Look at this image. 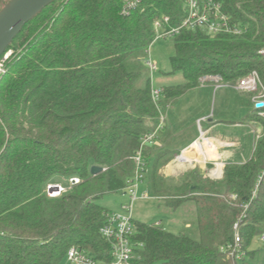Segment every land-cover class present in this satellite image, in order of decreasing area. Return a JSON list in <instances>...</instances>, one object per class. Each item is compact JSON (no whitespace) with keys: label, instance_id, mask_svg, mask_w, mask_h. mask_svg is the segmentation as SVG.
Masks as SVG:
<instances>
[{"label":"trees","instance_id":"trees-1","mask_svg":"<svg viewBox=\"0 0 264 264\" xmlns=\"http://www.w3.org/2000/svg\"><path fill=\"white\" fill-rule=\"evenodd\" d=\"M214 1L243 32L212 37L180 30L169 63L170 74H180L183 83L160 87L162 113L204 77L233 86L255 72L264 90V0ZM119 12V0H57L5 52L10 55L0 74V264H60L72 247L97 261L110 260L109 243L99 235L108 211L99 201L124 189L135 171L130 158L140 137L160 120L149 77L139 84V67H145L131 58L153 43L155 19L167 16L177 27L185 16L182 0H141L128 17ZM261 112L264 107L244 119L262 128L250 158L225 164L219 180L202 179L194 169L172 186L158 174L166 153L144 149L147 190L171 211L193 202L200 237L135 221L134 264H243L246 258L238 263L221 252L235 233L246 257L253 258L252 240L264 237ZM93 166L105 171L92 177ZM73 177L83 183L59 198L45 195L48 183Z\"/></svg>","mask_w":264,"mask_h":264},{"label":"built area","instance_id":"built-area-1","mask_svg":"<svg viewBox=\"0 0 264 264\" xmlns=\"http://www.w3.org/2000/svg\"><path fill=\"white\" fill-rule=\"evenodd\" d=\"M10 0H0V10ZM120 2V15L122 17H128L141 3V0H119ZM182 7L184 9V19L177 27H172L169 24V18L167 16H160L155 19L152 27L154 31V41L159 40H172L177 36L180 30H201L208 36L217 35H232L239 36L243 30L238 25L232 22L231 17L223 10L221 3L214 0H182ZM151 46V45H150ZM150 46L145 50L144 57L141 58L143 66L149 72V80L151 85V100L159 113V123L157 127L140 137V144L136 154L130 159L135 165V171L133 176L126 182V186L119 193H123L128 196V204L121 205L119 212H107L105 214L104 224L99 229V235L109 243L110 246V260L108 262L97 261L87 251L79 248L72 247L66 254L67 264H134L137 259L135 248L133 243V236L136 234L135 221L132 218V206L134 202L140 198L142 200L149 199L147 194L138 195L141 183H143L147 168L145 166L143 153L145 148H149L155 144L158 132L162 129L164 124V116L161 112L159 102L161 100L162 91L160 88H154L152 85V76L154 72L158 70L157 62L152 59L150 55ZM260 54L264 56V49L260 51ZM10 52L6 53L2 60H0V74L2 73V62L7 59ZM208 78L204 77L200 79L205 81ZM218 78V77H217ZM233 87L241 93H254L251 100L254 104L262 103L264 107V90L261 87L258 76L255 72H251L249 75L236 82ZM264 117V113H259ZM103 169L102 172H104ZM212 171V170H211ZM213 179L219 178L211 175ZM83 183V180L73 177L68 179L67 183L50 182L45 186V195L49 199L59 198L63 194L70 191L72 188ZM237 225L233 226V230L236 232ZM264 242V237H261ZM141 246V245H140ZM221 252L226 255L230 260H234L241 263L246 254L241 249V241L237 233L233 236V241L221 248Z\"/></svg>","mask_w":264,"mask_h":264},{"label":"rangeland","instance_id":"rangeland-1","mask_svg":"<svg viewBox=\"0 0 264 264\" xmlns=\"http://www.w3.org/2000/svg\"><path fill=\"white\" fill-rule=\"evenodd\" d=\"M150 55L153 60L157 62L158 70L154 72L152 76V85L154 88H160L163 86L178 85L183 83V79L180 74H170L171 66L169 58L173 55V42L170 39L154 41L150 48ZM144 52L132 56L131 59L141 62L140 58L144 57ZM136 62V61H135ZM136 64H139L136 62ZM141 76L139 84L145 79H148L149 72L146 68L139 67ZM222 85V82H220ZM177 102V103H175ZM171 105L165 108L163 113L164 120L166 121L167 131H174L177 124L183 126V135H190L192 133H198V129H204L206 121H196L198 115L204 114L208 111V117H214L215 119H221L222 121L233 123L231 121H237L248 106L247 93L239 94L233 88L222 86L220 89L211 87L210 84L202 91L191 90L183 96L179 101H175ZM164 125V124H163ZM220 130L229 134L236 132V130L230 129L226 124H220ZM186 132V133H185ZM185 135V136H186ZM236 135V134H235ZM177 144H172V146ZM213 168H206L204 170L205 176H210V171L213 176L221 174V167L217 170ZM214 169V170H213ZM159 174V173H158ZM221 176V175H220ZM212 178V177H211ZM217 179V178H215ZM61 182V181H60ZM65 183V182H62ZM147 177L141 183L138 195L147 194L149 199L142 200L138 198L132 206V218L136 222L160 225L165 231L183 232L193 239H199V233L197 232L196 218L190 214V208L193 202H185L176 211H171L165 208L163 200L155 198L151 195L146 188ZM169 184V183H168ZM128 196L123 193L109 194L104 196L99 205L109 212H119L121 205L128 204ZM192 203V204H191ZM186 222H191L193 225L192 230H184L183 225ZM262 236L255 237L248 251L253 252L254 258L247 256L243 264H264V242L261 240ZM60 264H67L66 261ZM161 264V263H155ZM242 264V263H241Z\"/></svg>","mask_w":264,"mask_h":264},{"label":"crops","instance_id":"crops-1","mask_svg":"<svg viewBox=\"0 0 264 264\" xmlns=\"http://www.w3.org/2000/svg\"><path fill=\"white\" fill-rule=\"evenodd\" d=\"M220 82V79L217 77L208 78L204 82L200 80L199 85L191 90L202 92L207 88V85L210 84L211 87L218 89L222 86L227 88L230 87L241 94V92L237 91L233 86L223 82L222 85H220ZM183 96L177 99V101L181 100ZM248 103L250 108L245 110L243 117L238 119L236 122L231 121L233 122L231 124L218 118L215 119L212 116L208 117V111L204 114L198 115L199 117H196V121L200 122L205 120V127L204 129H201L200 127L198 129V133H192L189 136L182 134L184 127L181 125L179 126V124H177L176 129L173 128L174 131L166 132L167 125H165V119L162 129L158 132L155 144L149 147L152 154L157 152L166 153V155L162 158L163 161L166 160V162L159 169V176L172 186H178L181 182V178L186 172L196 169L202 179L207 178L214 181L219 180L222 177V170L225 164H240L247 161L252 154L254 140L262 131L260 125L256 123L244 122L245 117L251 114L255 109V104L249 97ZM222 123L226 124L230 129L236 130V132L229 134L223 132L220 130V124ZM172 144H177V146H172ZM208 165H211V168L215 166V170H218L221 167V176L217 179L205 176L204 170L209 168L207 167ZM189 211L190 214L196 218L195 204L191 205ZM153 225L160 227V225H156V223ZM194 226L195 225H193V223L186 222L184 223L183 228L184 230H192ZM168 232L186 235L180 231ZM254 257L255 255L253 258Z\"/></svg>","mask_w":264,"mask_h":264},{"label":"water","instance_id":"water-1","mask_svg":"<svg viewBox=\"0 0 264 264\" xmlns=\"http://www.w3.org/2000/svg\"><path fill=\"white\" fill-rule=\"evenodd\" d=\"M55 1L57 0H10L0 10V58L23 27ZM262 107V103L255 104V109ZM102 171V168L93 166L90 168V175L94 177Z\"/></svg>","mask_w":264,"mask_h":264},{"label":"bare ground","instance_id":"bare-ground-1","mask_svg":"<svg viewBox=\"0 0 264 264\" xmlns=\"http://www.w3.org/2000/svg\"><path fill=\"white\" fill-rule=\"evenodd\" d=\"M212 175V174H211ZM221 175V174H220ZM220 175H216V176H214V177H220ZM213 176V175H212Z\"/></svg>","mask_w":264,"mask_h":264}]
</instances>
